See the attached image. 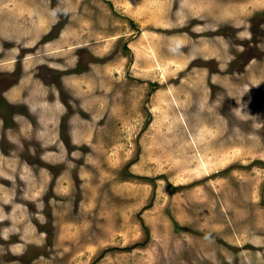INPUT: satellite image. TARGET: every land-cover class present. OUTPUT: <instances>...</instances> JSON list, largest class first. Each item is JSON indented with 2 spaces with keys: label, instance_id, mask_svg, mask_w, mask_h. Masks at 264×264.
<instances>
[{
  "label": "rangeland",
  "instance_id": "1",
  "mask_svg": "<svg viewBox=\"0 0 264 264\" xmlns=\"http://www.w3.org/2000/svg\"><path fill=\"white\" fill-rule=\"evenodd\" d=\"M15 16L37 53L0 72V264H264V0Z\"/></svg>",
  "mask_w": 264,
  "mask_h": 264
},
{
  "label": "crops",
  "instance_id": "2",
  "mask_svg": "<svg viewBox=\"0 0 264 264\" xmlns=\"http://www.w3.org/2000/svg\"><path fill=\"white\" fill-rule=\"evenodd\" d=\"M33 7L34 6H30V5H27V7H23L22 5L21 8L19 9H21V14L24 15L25 13L29 12V9L32 10ZM33 29H34L33 26L26 24L23 21V19L19 21L16 16L15 18H12L10 21H8L7 19L6 21H4L0 17V72L9 71L10 69L7 68L8 63L13 61L15 62L14 69H17V67H20V72L23 74V71H24L23 65L25 64V62H28L31 59L34 60L37 50L33 49L32 46H31L32 48H29V49L27 48V47H30V45H32L31 35H34ZM37 32L40 33L39 31ZM27 37L30 38V40L27 39ZM25 41H28V42L26 43ZM7 44H10V45H7ZM22 47H26L27 49L24 51L23 54H22V50H23ZM19 53L22 54L20 58H18L19 55H21ZM10 56H13V57L9 59ZM25 69H27V66ZM10 71H13V70H10ZM23 82L28 85L27 87H29L31 92H36L38 90V83L34 82V80L33 82L32 80L23 81L22 77H18L16 78L14 85H11L6 90L5 93H7L9 90L12 91L16 87L17 88L19 87L20 92H23L24 90L27 89V87L25 88V84H23ZM28 83H32L33 87L29 86Z\"/></svg>",
  "mask_w": 264,
  "mask_h": 264
},
{
  "label": "bare ground",
  "instance_id": "3",
  "mask_svg": "<svg viewBox=\"0 0 264 264\" xmlns=\"http://www.w3.org/2000/svg\"><path fill=\"white\" fill-rule=\"evenodd\" d=\"M49 117V116H48Z\"/></svg>",
  "mask_w": 264,
  "mask_h": 264
}]
</instances>
